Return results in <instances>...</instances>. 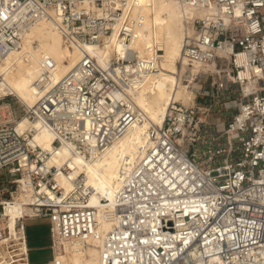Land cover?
Returning a JSON list of instances; mask_svg holds the SVG:
<instances>
[{
  "label": "built area",
  "instance_id": "1",
  "mask_svg": "<svg viewBox=\"0 0 264 264\" xmlns=\"http://www.w3.org/2000/svg\"><path fill=\"white\" fill-rule=\"evenodd\" d=\"M177 1L216 12L191 20L194 34L186 35L182 53L191 65L215 64L199 74L212 79V92L202 97L222 95L229 121L206 137L201 117L210 109L172 103L122 171L101 221L85 175L72 178L68 165L50 161L64 145L75 155L102 156L142 122L129 89L159 71L163 50L150 47L139 57L131 49L145 30L139 1L0 0V61L22 51L44 21L67 47L104 48L116 40L121 48L101 61L84 52L59 79L57 61L40 56L36 104L0 124V264L29 263L26 223L39 218L50 220L48 264H63L65 243L84 249L97 237L101 264H194L193 251L204 264H264V0ZM23 118L54 135L52 150L38 144L36 129H20ZM59 172L74 185L69 194L56 182ZM18 198L25 211L12 231L7 207Z\"/></svg>",
  "mask_w": 264,
  "mask_h": 264
},
{
  "label": "bare ground",
  "instance_id": "2",
  "mask_svg": "<svg viewBox=\"0 0 264 264\" xmlns=\"http://www.w3.org/2000/svg\"><path fill=\"white\" fill-rule=\"evenodd\" d=\"M135 1L141 4L140 11L146 22L142 39L134 41L131 49L136 51L139 57L146 54L150 47L158 46L163 50L159 71L151 75H142L144 77L140 78V82L133 83L129 89L143 117L142 122L135 124L118 144L108 149L102 156L95 153H91L89 157L75 155L70 147L64 145L54 152L50 161L51 165L59 167L68 165L72 169L70 172L72 178L82 173L85 175V186L93 191L90 205L98 208L97 214L101 221H104L106 209L112 208L115 192L122 186V171L128 169L142 147L147 146L148 129L151 126H162L168 107L172 103L194 104L196 93L201 87L196 81L197 77L202 71L216 70L215 64L191 65L183 58L182 53L186 35L194 34L190 25L191 20L211 18L216 14L215 11L184 8L177 0H130ZM35 43L38 45L35 46ZM120 50L116 40L114 44L104 48L91 44L84 45L83 49L67 47L53 23L44 21L30 32L22 51L10 53L0 61V98L13 96L22 105L34 107L38 99L36 82L41 76L40 56L51 57L57 61L56 78L59 79L76 65L84 52L101 61L103 57L116 55ZM132 69L137 67L129 66V70ZM0 107L5 109L8 105L1 104ZM18 126L20 129L28 127L36 129L38 144L45 150H52L54 135L41 123H29L23 118L18 121ZM56 182L66 194L74 189L73 183L63 172L58 173ZM101 199H108L111 202L105 206L102 205ZM24 211L21 198L7 207L12 231L15 227V218ZM111 228L110 223H103V231H109ZM101 243V237L95 238L84 249L71 247L65 243L63 264H101L99 248ZM191 257L194 264H204L196 251L192 252Z\"/></svg>",
  "mask_w": 264,
  "mask_h": 264
},
{
  "label": "rangeland",
  "instance_id": "3",
  "mask_svg": "<svg viewBox=\"0 0 264 264\" xmlns=\"http://www.w3.org/2000/svg\"><path fill=\"white\" fill-rule=\"evenodd\" d=\"M196 81L201 87L196 93V97H198V99L195 100V104H197L199 107L206 106L211 111L207 113V115L201 117V119H205V122L209 128V131L206 133V137H209L211 132L216 130L217 125L222 124V122L227 123L229 121V116L227 113L230 111L224 112L221 110L224 104V97L222 95H216L215 98L202 97V93L204 91L212 92V79L199 76L197 77ZM1 104L2 106L7 104L8 107L5 109L0 107V124L6 123L7 119L14 120V118L21 117L26 109V106L22 105L13 96L6 97L3 102H0V105ZM10 113H12V116H10ZM26 224L28 245L31 250V264H48L49 261L52 260L51 250L49 248L41 249V247H48L50 245V220L32 219L27 221Z\"/></svg>",
  "mask_w": 264,
  "mask_h": 264
},
{
  "label": "crops",
  "instance_id": "4",
  "mask_svg": "<svg viewBox=\"0 0 264 264\" xmlns=\"http://www.w3.org/2000/svg\"><path fill=\"white\" fill-rule=\"evenodd\" d=\"M221 124H219V126H220ZM39 219H48V218H39ZM32 220V219H31ZM29 221V220H28ZM27 225V224H26ZM49 231H50V228H49ZM50 245H51V235H50ZM50 245L48 246V247H41V249H43V248H49L50 249ZM29 246V245H28ZM30 253H31V250H30ZM30 259V258H29ZM50 262V261H49ZM29 264H31V262L29 261Z\"/></svg>",
  "mask_w": 264,
  "mask_h": 264
}]
</instances>
